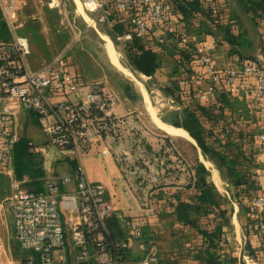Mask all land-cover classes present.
<instances>
[{
	"label": "built area",
	"instance_id": "obj_1",
	"mask_svg": "<svg viewBox=\"0 0 264 264\" xmlns=\"http://www.w3.org/2000/svg\"><path fill=\"white\" fill-rule=\"evenodd\" d=\"M222 14L229 11L227 0H213ZM25 0H0L2 15L12 34V42L0 43V99L6 101L0 113V168L7 167L11 160L19 136L15 128V116L19 109H26L36 117L45 120L44 129L50 144L59 149H86L96 139L107 135H125V120L117 118L114 109L116 98L100 81L81 85L77 77L69 71L66 53L59 54L52 62L36 71L28 67L26 55L29 43L18 37L16 30L23 26L20 15ZM88 14V26L107 24L111 17L115 21L118 13L128 12L135 6L144 10V17L133 16L130 20L132 31L119 37L128 45L134 38L145 36L154 26L165 20L163 6L157 0H80ZM174 30H159L158 38L171 34ZM218 39L183 36L178 47L193 51L197 56L198 72L194 78H181L179 84L193 83L209 85L197 94L200 102L215 99L220 83L230 94L242 93L245 97L264 99V66L236 64L229 60L217 67L214 62ZM223 79V80H222ZM241 79L253 81L245 85ZM65 95H75L77 102L60 99ZM58 98L56 104L52 98ZM63 98V97H62ZM52 116L54 121H48ZM264 145V131L259 135ZM172 169L183 175L193 188L196 172L193 165L184 159L170 144L167 148ZM165 164V161H162ZM150 169L155 165L151 163ZM68 188L62 192V188ZM103 186L91 182L82 167L75 175H61L59 179L47 180L44 190L24 191L16 188L9 198L14 217L15 239L19 246L34 256L20 264H156L158 252L151 243L143 240V225L135 219L126 223L127 239L115 243L126 258L115 255L110 241L108 219L113 207L101 194ZM147 207L149 202L146 201ZM258 214V232L264 237V194L251 200ZM140 252L139 260H133L132 246ZM117 253V252H116ZM244 264L256 261L244 256Z\"/></svg>",
	"mask_w": 264,
	"mask_h": 264
},
{
	"label": "crops",
	"instance_id": "obj_2",
	"mask_svg": "<svg viewBox=\"0 0 264 264\" xmlns=\"http://www.w3.org/2000/svg\"><path fill=\"white\" fill-rule=\"evenodd\" d=\"M227 1L229 3V11L227 12V16L225 15V20L222 24L231 25L234 23L235 5L236 3L239 4V0ZM109 24L113 27L115 21L112 19ZM231 28L230 26L231 33L234 35H238L242 32L249 38L248 31L243 27L242 23L241 29L239 30H232ZM17 36L26 38L23 35ZM219 38L221 45L218 50H216V55L214 56L215 65L221 67L229 60L233 62L238 61L237 56L230 55L232 49L231 45L225 42L223 36ZM26 39L28 40V38ZM252 39L253 38H249L251 42L250 47L238 48V51L245 59H250L247 56V58L245 57V54H248V50L251 51L253 47L254 52V50L257 49ZM10 42H12V39ZM257 50L256 56L258 57V61L254 58L253 60L259 65L264 66L261 44ZM65 53L67 55L68 69L77 77L79 84L87 85L93 82V79L90 80L85 77L77 56L75 57L67 51ZM30 55L31 47L29 44V52L26 55L28 65ZM106 68L107 70L104 69L103 72L97 76L96 79L98 80L95 81H102L106 89L116 98L117 105L114 112L117 118L125 120L124 136H116L112 133L107 135L103 140L96 139L86 149H59L50 144L49 137L44 129L45 120L36 117L32 112L26 109L18 110L14 119L16 132L19 139L24 138L29 140L32 147V163L43 175L35 178L25 175L22 180H17L13 155L10 164L5 168H0V264H20L22 261L34 256L32 253L23 250L15 239L14 217L9 202V198L15 189L20 188L24 191L36 192L43 191L47 180L59 179L60 176L64 174L75 175L79 167L84 169L87 178L91 182L103 186L101 194L113 207V213L108 221L112 218L117 219L123 231V237L118 241L127 239L126 223L128 220L135 219L142 225H146V229L150 232L153 231L159 234V231L164 229L168 232V248L167 250L165 249V252L172 255V257L170 256L172 263L171 260H168L166 264H203L198 260L196 255L203 250L202 244L204 239L198 235L196 230L178 223L171 212L168 215H164V213L167 214L171 211L170 205L172 203L175 204L177 202L176 199L180 198L182 201L191 202L195 194L194 190L188 187L185 177L180 175L178 171L172 169L171 162L168 160V146L172 144L176 151L187 161H189V159L177 147L175 142L187 149L188 147L194 150L195 148L199 149V158L200 156H204L203 152L197 142L182 128L178 129L184 130L191 137L190 139L181 135H172L162 128L161 129L168 135H159L153 132L152 130H154V128L159 127L157 123L159 119L153 109L149 111L147 103L148 98L145 97L141 87L133 85V82L127 77L122 76V79L119 80V75H117L118 73L115 69L110 67ZM116 69L120 70L118 67ZM161 71L162 67L153 77L157 78V76L161 75ZM167 79V77L163 78V80ZM115 81L121 82L125 90H121V88L114 83ZM252 83L254 82L250 81V84ZM65 96L66 97L62 96L63 98L60 97V99H66L72 102L78 101L75 95ZM197 100L198 99H196V101ZM58 101L59 99L57 97L51 99L53 104H56ZM181 103L183 110L192 104L188 100H183ZM249 103H242V108L238 109L250 116L258 113L259 131L261 133L264 131V99L259 102L256 101L257 104ZM5 104L6 101L0 99V113ZM238 109L234 106L230 109V112L226 110L225 116L229 122L234 121L235 115L239 113ZM146 117L149 118L151 126L144 124V120H147ZM54 119L55 117L52 116L48 121H54ZM159 121L162 122L161 120ZM246 122L247 121L241 122L243 126L240 127V130H236L243 134L246 133L247 129L245 126L248 124ZM258 158L262 162H260L261 167H264V151L260 150ZM163 160L165 161L164 165L162 164ZM151 163L155 165L153 169L149 167ZM252 175H254V179L264 184V170L259 169L256 172L253 171ZM67 191L68 188H62V192ZM146 201L150 203L149 207L146 206ZM222 208L226 211L228 219V223L224 227V232L227 240L230 241L229 232L232 229L237 235L238 227H236V223L240 211L239 207L232 202L231 205H222ZM159 213H161V215H159ZM244 214V220L247 226V211ZM251 240L255 245L256 242L254 237ZM10 241L16 244L15 247L17 252L21 253L19 257L14 255L12 246L9 244ZM154 243L155 242L151 244L156 248ZM130 254L133 260H139L140 252L135 244L132 246ZM231 254L234 256L235 260L233 264H242L236 251L234 253L231 251ZM24 255H27L28 258L24 257ZM174 256H179L177 257L178 261H176ZM161 259L160 256L156 264H161L159 262ZM254 260L257 261L256 259Z\"/></svg>",
	"mask_w": 264,
	"mask_h": 264
},
{
	"label": "trees",
	"instance_id": "obj_3",
	"mask_svg": "<svg viewBox=\"0 0 264 264\" xmlns=\"http://www.w3.org/2000/svg\"><path fill=\"white\" fill-rule=\"evenodd\" d=\"M157 2L163 6L165 20L162 25L154 26L145 36L136 37L132 43L128 44V54L132 66L139 73L153 77L162 67L163 56L171 57L176 62L175 74L171 80L176 88L173 87L174 92H170L175 95V92L178 91L177 97L181 102L188 100L194 105L183 110L181 113L182 122H174V114L170 113L167 116L170 119L168 123L176 128L186 130L197 142L204 156L218 155L221 161L226 164L232 175V184L237 188L238 202L247 211L249 221L246 250L258 261V264H264V237L259 235L258 214L251 205L253 197L264 194V184L254 179V175H252L253 171L264 170L258 158L260 150L264 151V145L259 142L258 113L250 116L238 109L242 108L241 104L244 102L257 104L256 101L259 102L262 99L245 97L242 93L230 94L221 82V89L215 99L200 102L196 101L197 94L210 84L209 80L189 86L179 84V79L194 78L198 72L196 54L178 47V40L181 37L223 36L225 42L231 45L230 55L238 57V64L249 62L254 65L257 63L256 61L245 59L238 51L239 47H250L251 42L244 33L240 32L238 35H234L231 33L230 26L222 27L225 18L217 10L213 0H157ZM239 3L245 12L253 17L256 24L264 29V0H239ZM133 16L144 17L143 8L135 6L130 11L118 13L114 17L116 20L113 28L117 35H124L132 31L129 19ZM168 27H172L174 32L166 33L158 38L159 30L166 31ZM11 39V31L0 9V43H9ZM218 48L219 46L217 50ZM241 81L245 85L250 83L247 79H241ZM233 105L237 107L239 113L235 115L234 121L229 122L225 116L226 110L230 112ZM244 121H247L248 124L245 126L247 132L243 134L236 129L240 130V127L243 126L241 122ZM31 149L29 140L24 138L19 139L14 147L12 155L17 180H22L25 175L32 178L43 175L32 163ZM193 167L196 172V180L192 188L195 192L194 198L191 202L182 201L180 198L176 199L177 202L170 205L171 211L167 214L163 213L168 215L171 212L178 223L196 230L198 235L204 239L203 250L196 255L201 263L233 264L234 256L229 250L224 232L228 219L226 211L222 208V197L209 181L208 170L204 165L198 163ZM191 186L188 185V187ZM142 227L143 240L150 243V240L147 239L148 229H146V225ZM108 228L115 255L119 254L123 259L126 258L122 251L115 248V243L122 242L118 240L123 237L119 221L115 218L110 219ZM253 237L256 246L251 240ZM128 255L131 256L130 253Z\"/></svg>",
	"mask_w": 264,
	"mask_h": 264
},
{
	"label": "rangeland",
	"instance_id": "obj_4",
	"mask_svg": "<svg viewBox=\"0 0 264 264\" xmlns=\"http://www.w3.org/2000/svg\"><path fill=\"white\" fill-rule=\"evenodd\" d=\"M25 1V6L21 13L23 27L18 28L16 30V34L23 35L29 40L31 55L29 57L28 67L30 70L36 71L41 69L44 65L52 62L59 54L65 53L67 51L73 56H77L85 77L88 79H93L92 81L95 82V80H98L96 79L97 76H99V74H101L104 69L107 70L106 67L115 69V71L118 73L117 75H119V80L122 79V76L127 77L133 82V85L141 87L145 97L148 98L147 103L149 111L150 109H153L159 120H161L163 123L169 124L168 122L170 119L167 116L172 113L174 114V122H182L183 116L181 113L183 112V106L177 97L178 91L175 92V95H172L171 93L173 91L172 88H176L173 86V82L170 80L175 74L174 68L176 62L173 60V58L163 56L161 75L157 76V78L147 77L139 73L132 66L128 54V45L122 43L119 40L121 35H117L114 31V28L109 23L97 24L95 26L87 25L86 20L88 17L86 16H88V14H86L83 10L80 0ZM234 11V23L231 25L223 24L222 27L231 26L232 30H239L241 29L242 23L243 27H245L248 31V37L253 38L252 40L257 46V49L261 44V50L264 51V29H261L258 24H256L253 17L245 12L240 3H236ZM224 15L227 16L226 13ZM223 17L225 18V16ZM216 37L219 41L220 38L218 36ZM218 45H221L220 42H218ZM108 47H113V51L119 62L129 71V74L124 73L122 69H120L121 71L116 69L117 67L114 66L116 64L113 63L114 61L112 62L113 59L110 58L111 56L108 52V49H106ZM256 50L253 52L252 47L251 51H247L248 54H245V57L247 56L250 59L254 58L258 61ZM263 51L262 53L264 56ZM235 63L238 64V61ZM165 77H167L169 80H163ZM114 83L117 84L121 90H125V88L121 85V82L115 81ZM193 105L194 104L192 103L189 105V107H192ZM146 118L147 120H144V124L151 126L149 118ZM152 131L159 135H168L160 127L154 128ZM175 143L189 159L190 163L193 165L201 163L205 168H208L206 169L208 170L209 181L215 186L217 192L221 195L223 205H231L232 202L239 207L240 213H238V220L236 223V227H238L237 235L232 229L229 232L230 241L227 240V242L229 245V250L232 251V253L236 251V253L239 255L241 263L244 264V256L253 258L249 254V251L246 250L249 220L247 217L246 226V221L244 220V213L246 212V209L243 208L244 206L242 207L238 202L237 188L232 184V175L226 167V164L221 161V158H219L218 155H209L208 157L200 156L199 158V149L195 148L194 150L190 147L187 149L181 147L177 142ZM153 233V231H148L147 239L148 241L150 240V243L155 242L154 245L158 250V257L160 258L161 256L162 258L159 262L161 264H166L168 260H171L172 257L170 253L165 252V249L167 250L168 248V232L164 229L160 230L159 234L155 232L153 235ZM9 244L12 246L14 255L19 257L21 253L17 252L15 247L16 244H14L13 241H10ZM179 256H174L176 261H178L177 257ZM24 257L28 258L27 255H24ZM256 262L258 264V261Z\"/></svg>",
	"mask_w": 264,
	"mask_h": 264
},
{
	"label": "bare ground",
	"instance_id": "obj_5",
	"mask_svg": "<svg viewBox=\"0 0 264 264\" xmlns=\"http://www.w3.org/2000/svg\"><path fill=\"white\" fill-rule=\"evenodd\" d=\"M108 52L110 54V58H112L114 61V63L116 64V66L120 69H122L124 71V73H128L129 74V71L123 67V65L119 62L117 56L115 55L114 51L112 48L108 47ZM158 125L160 128L164 129L165 131H167L168 133L172 134V135H181V136H185L187 138H191L184 130L182 129H178V128H175V127H172L170 125H167V124H164L162 122H158Z\"/></svg>",
	"mask_w": 264,
	"mask_h": 264
}]
</instances>
